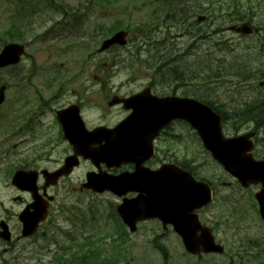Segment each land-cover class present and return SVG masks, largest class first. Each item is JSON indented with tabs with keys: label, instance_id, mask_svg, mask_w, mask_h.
I'll return each instance as SVG.
<instances>
[{
	"label": "rangeland",
	"instance_id": "374dc122",
	"mask_svg": "<svg viewBox=\"0 0 264 264\" xmlns=\"http://www.w3.org/2000/svg\"><path fill=\"white\" fill-rule=\"evenodd\" d=\"M56 1L64 11L46 0H0V50L11 42L27 45L19 64L0 69V85H7L0 106V220L12 233L10 242L0 240V264H55L56 256L78 264L82 256L91 264H264V223L253 199L257 188H242L179 122L162 136L151 165L183 163L214 185L216 195L199 219L223 253L192 256L171 227L163 229L157 220L128 232L113 211L120 198L79 192L85 173L95 170L88 161L48 191L55 199L37 233L18 237L17 214L31 198L11 185L10 175L19 166L53 171L62 164L71 151L53 110L69 102L79 103L91 128L125 116L121 108L105 106L113 94L137 92L148 80L163 84L155 89L165 86L167 93L179 86L188 92L182 94L208 100L225 113V134L255 131L254 155L264 157V126L254 130L253 123L236 117L252 98L259 99L257 106L264 99V86L258 85L264 75L256 73H264V51L252 58L240 52L264 38V0ZM198 15L206 18L199 22ZM247 21L255 29L250 36L228 28ZM126 25L127 44L101 50ZM30 116L38 118L29 122L31 130H23Z\"/></svg>",
	"mask_w": 264,
	"mask_h": 264
},
{
	"label": "water",
	"instance_id": "95a60500",
	"mask_svg": "<svg viewBox=\"0 0 264 264\" xmlns=\"http://www.w3.org/2000/svg\"><path fill=\"white\" fill-rule=\"evenodd\" d=\"M237 30L250 32L247 25ZM127 33L119 31L113 37L103 42L101 50L114 43L124 44ZM24 53V47L17 43L4 46L0 53V67L15 64ZM5 86L0 87V104L4 99ZM150 106H141L145 103L143 94L134 95L124 99L126 108L136 107L147 117H161L168 122L173 118H180L197 130L204 146L213 157L221 162L225 169L238 179L241 185L247 188L250 184H260L261 189L255 194L259 214L264 221V160L256 161L247 153L252 148V142L247 139L249 135L235 138H224L221 134V117L208 106L193 100L157 99ZM143 103V104H142ZM137 104V105H135ZM135 112L133 117H137ZM58 116L63 124L64 136L73 145V156L65 159L64 165L55 172L42 171L45 179L44 187L53 185L62 175H68L72 168L78 164L77 155L83 159H90L94 165L104 162L107 167L118 166L123 161L133 160L136 168L133 173H122L118 176H109L104 173L88 172L86 183L81 188L91 189L95 192L111 191L117 196L125 195L129 191H136L134 198H123L117 212L123 223L131 232L136 230V223L145 219L158 218L165 226L167 223L181 236L183 245L191 254L216 252L221 253L223 247L216 244L211 230L202 226L198 220V209L211 200V190L206 183L195 181L192 175L172 164L163 165L156 171H149L141 167L135 153L138 150L132 133H125V138L116 147L111 140V134L106 129L98 128L93 131L84 129L78 108L69 106L60 110ZM131 115L121 124L127 126L131 122ZM145 124L142 126L144 129ZM69 133V134H68ZM105 139V144L99 148L92 147L97 141ZM37 171L18 170L12 177V184L20 190L29 191L33 201L19 214L22 224V236L32 235L48 213V200L38 194L36 186ZM0 237L10 239V232L4 222H0Z\"/></svg>",
	"mask_w": 264,
	"mask_h": 264
},
{
	"label": "trees",
	"instance_id": "16d2710c",
	"mask_svg": "<svg viewBox=\"0 0 264 264\" xmlns=\"http://www.w3.org/2000/svg\"><path fill=\"white\" fill-rule=\"evenodd\" d=\"M103 1L107 2L108 0H103ZM207 1L209 3L212 2V1L217 2V0H207ZM48 3L51 6L57 8L58 10H63L62 5L59 2H57L56 0H48ZM196 9L198 10V8H196ZM194 11H196V10H194ZM174 16L175 15L173 14L172 16H170V18L174 17ZM127 27H130V26L128 25ZM243 55H245L246 57H251L252 58V57L257 56L258 52L255 51L253 53H248L247 51L244 50ZM162 74H164V73H162ZM179 78H174V79L177 80ZM244 105H246V106H244L242 111L238 112L236 117L240 118L242 116H245L244 119L250 118L249 122H252L253 124L257 123L259 120L264 121V102L260 103V105H262V106H256L257 105L256 101L246 102ZM236 117H234V118H236ZM224 118L226 119L225 115H224ZM155 247L162 253L163 257H166L165 250H164V248L162 246L156 244ZM80 260H81V262L83 264H91L90 261L87 260L86 256H82L80 258ZM56 264H78V263H77V260L75 258H72V259H69V260H67V259L65 260L62 257H58V258H56Z\"/></svg>",
	"mask_w": 264,
	"mask_h": 264
},
{
	"label": "flooded vegetation",
	"instance_id": "af4514ba",
	"mask_svg": "<svg viewBox=\"0 0 264 264\" xmlns=\"http://www.w3.org/2000/svg\"><path fill=\"white\" fill-rule=\"evenodd\" d=\"M159 85H163V84H161V83H159V84H155V83H153V82H151V81H147V83L143 86V90L144 89H147L148 91H149V94L150 95H154V96H158V97H166L167 95H172V94H179L180 96H182V91H180L179 90V86H177V88H175L172 92H170V93H167L166 92V87L165 86H162L158 91L155 89L157 86H159ZM141 89V90H142ZM140 91V90H139ZM138 92V91H137ZM133 93V92H132ZM132 93H129V94H123V93H121V92H119L118 93V96L119 97H128V96H130ZM115 94H113V96H114ZM108 99H109V97H108ZM108 99H107V101H108ZM107 101L105 102V106L107 107ZM115 107H121L122 108V106L121 105H118V106H115ZM163 132H165V130H163L161 133H160V135L156 138V140H155V142H154V144H155V151H156V145H157V140L158 139H160L161 138V134L163 133ZM156 158V154L154 155V157L153 158H151V159H149L148 161H147V165L149 166V167H152V165H151V161H153L154 159ZM123 170H132V166L130 165V164H124V165H122L118 170L117 169H112L110 172H112V173H119L120 171H123ZM130 195H133V194H130Z\"/></svg>",
	"mask_w": 264,
	"mask_h": 264
},
{
	"label": "bare ground",
	"instance_id": "6f19581e",
	"mask_svg": "<svg viewBox=\"0 0 264 264\" xmlns=\"http://www.w3.org/2000/svg\"><path fill=\"white\" fill-rule=\"evenodd\" d=\"M257 99L258 98H252L251 101H254V100H257ZM253 129L254 130H261L262 129V120H259L257 123L253 124Z\"/></svg>",
	"mask_w": 264,
	"mask_h": 264
}]
</instances>
